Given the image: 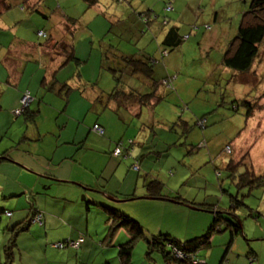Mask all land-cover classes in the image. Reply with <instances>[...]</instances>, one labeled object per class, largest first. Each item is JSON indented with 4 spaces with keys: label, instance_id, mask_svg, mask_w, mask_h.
Segmentation results:
<instances>
[{
    "label": "rangeland",
    "instance_id": "obj_1",
    "mask_svg": "<svg viewBox=\"0 0 264 264\" xmlns=\"http://www.w3.org/2000/svg\"><path fill=\"white\" fill-rule=\"evenodd\" d=\"M99 1L97 8L101 9L100 13H105L109 19L111 30L104 37L102 36L103 31L98 34L94 28L92 32L81 29L77 32L74 40L76 57L86 60L80 67L81 82L84 84V81H95L102 91L110 92L113 81L106 67L110 68L112 65L105 63L102 68L101 55L96 49H100V42H103L105 47L109 44L117 45L122 52L128 53L132 51V45L136 42L138 47L145 44L146 52L158 60L159 64L155 69L156 79L161 80L168 75L173 82V91L168 92L167 90L165 100L156 106L150 108L144 106L137 118H131L124 110L118 112L119 114L113 112L111 108L103 110L98 103L95 104L94 113L89 111L85 114L86 110L79 112L75 108L74 110L67 109L64 113L66 118L75 119L73 117L75 114L81 120L76 121L80 124L70 120V123L64 126L62 135L72 132L73 128L76 129L78 125L88 126L87 120L92 119L99 121V124L103 126L104 135L99 136L93 131H88L89 137L85 144L109 153L116 146L123 150L130 146L129 142H132L134 150L133 153L131 152L132 155L120 156L116 159L121 164L117 172H121V176L124 177L128 171L130 188L135 194L142 193V195H137L141 196L139 199L125 202L121 200L120 208L125 210V207H129L132 212L128 211L129 213L139 214L145 222L153 220L155 226L160 223L165 224L167 226L165 229L170 228V232L181 240L205 233L216 210L212 208L194 210L181 201L143 199L145 183L148 180L160 181L163 184L162 193L164 194L178 191L181 198L186 201L196 204L206 202L226 209L233 205L229 202L230 197L222 190H227V193L232 196L239 193L238 200L245 207L239 206L235 213L241 218L242 233L235 236L229 244L228 230H215L211 238V247L201 252L207 264H218L222 258L225 259L224 264H256L251 263L247 256L250 246L257 250L258 262L263 264L264 183L254 181V186L252 184L240 188H237V183L240 177L245 176L246 171L258 177L264 175V99L261 98L264 91V42L253 63L252 70L248 73H233L222 66V56L227 42L235 34L240 16L250 0H171L174 12L170 13L168 25L177 23L184 39L186 35L189 37L178 49L169 52L168 58L163 61L159 60L158 46H161L166 29L160 23L164 15L162 9L164 0ZM84 8L79 9L78 15L83 18L82 21L86 22L90 16L88 15L89 10L86 12ZM94 9L91 8V10ZM147 10L154 13L152 14L154 21L141 35L136 34V28L141 27V22L144 21L138 14ZM134 12L136 14H133ZM7 13L6 15H10L11 18L6 20L8 25L16 26L12 30L16 33L15 37L21 39L31 37L32 42L35 43L43 40L36 37V30L46 28L45 20L37 21L36 25H32L30 15L18 7L10 8ZM34 18L37 19V17ZM124 25L129 26L127 32L122 31ZM207 25L210 27L209 30ZM130 30L132 32L129 34ZM7 31L9 34L1 36L3 42H7L11 35L8 29ZM120 34L122 37H119ZM100 37L104 40H99ZM6 44L8 45L9 41L4 43ZM8 47L7 49L0 48V69L8 72L9 75L2 73L0 77L2 97V100L0 98V120L6 126L5 137L12 136L18 139L24 133L28 135L32 132V124L24 122L23 114L14 115L13 110L6 107L14 99V94L20 99L22 92L27 90L32 92V98L39 92L38 97H34L35 100L29 104L28 109L40 111L38 119H43L42 125L50 132L51 138L58 140L61 131L54 125L53 119H56L57 115L63 119L60 114V108H62L60 101L48 91L44 94L38 91L43 71L36 63L29 61L26 64L24 77L22 76L20 81L18 79L14 81L20 65L24 63L29 54L21 55L18 49L15 50V45L10 44ZM73 67V63L70 62L59 69L56 78L67 81L75 72V69H71ZM118 67L113 68L118 69ZM127 70L129 71L126 67L125 73ZM134 78L129 80L128 86L136 88L139 93H147L149 89L145 83L136 78L134 80ZM76 81L74 77V81L71 82L74 90L69 94L70 103L73 106L77 104L76 95L80 97V100L86 99L91 102L92 91L86 89L87 86L83 84L79 85L81 89H86L85 95L82 96L80 90L76 88L78 84ZM15 83L18 85H14ZM52 100L53 102L58 100L59 103H52ZM249 108L251 111L246 115ZM42 125L39 126L43 130ZM187 125L191 127L188 130H186ZM82 136L72 138L80 140ZM7 143V140L0 141V151L6 148ZM107 144H111L110 149H107ZM135 155L137 156L138 173L132 168ZM233 157L238 163L235 165L234 179L230 177L231 171L226 170V165L234 159ZM99 164L103 165L104 161H100ZM246 165L249 167L247 170ZM131 176L134 179L129 181ZM261 180L264 181V179ZM86 190L88 189L83 188V193ZM28 199L29 195L23 196L25 201L23 206L27 209ZM0 202L3 203L4 208H12L9 201L1 198V194ZM80 202L81 200L77 204H67L69 208L79 207ZM19 203L21 208V202ZM83 204H86L85 200ZM89 207L96 208V205L91 204ZM140 225L144 235L148 236L165 230L164 228L153 229L150 225H144L142 221ZM120 237L124 239L123 242L128 240L126 232L122 229L118 230L112 245L96 247V255L101 254L107 258L109 256L111 264H119L116 258L118 245L114 246V242ZM50 242L54 241L49 240L48 243ZM146 248V241L143 236H140L134 242L132 264H165L157 253L151 254L153 261L149 259L146 256ZM68 250V247L52 250V247L48 246L47 255L50 259L55 254L62 255L63 251ZM2 258L4 261V255ZM92 260L93 258H90V262Z\"/></svg>",
    "mask_w": 264,
    "mask_h": 264
},
{
    "label": "trees",
    "instance_id": "obj_2",
    "mask_svg": "<svg viewBox=\"0 0 264 264\" xmlns=\"http://www.w3.org/2000/svg\"><path fill=\"white\" fill-rule=\"evenodd\" d=\"M51 1L53 0H0V18L5 17L6 19H11L10 15H6L8 14V10L10 8L13 9L14 7H18L21 8L23 12L28 13L30 17L34 16L37 17V19L40 17L42 19L39 18V20H42V22L45 20L47 22L46 28H39L36 30V37L38 39H43L39 43L34 42L35 49L39 47L42 50L40 59L39 56H37L36 58L37 63H39L40 66L45 67L47 65L49 67L53 66L52 68H54V71L56 73V71L72 62L75 68L73 79L75 76L77 78L76 82L78 83L76 85V88L77 90H80L82 96L85 95L86 89L92 91L93 95L90 102L91 104L98 103L101 109L111 108V110L117 114H119L118 112L124 110L131 118H137L142 113L144 106L148 108L156 106V104L165 100L167 90L168 92L173 91V82L168 75H166V77H163L161 80L156 79L157 71L155 69L159 64L158 60L154 59L153 56L150 55V53L146 52L145 44L141 47H138L136 42L134 45L129 42V44H131L133 48L132 51L128 53L122 52L121 48H119L117 45L109 44L105 47L103 46V42H100V49L95 48L101 55V67L104 68L103 66L105 63L112 65V67L110 68L105 66L110 72L113 81V86L110 92L105 93L104 91H102L95 81H84L83 84L80 80L82 77L80 74V67L86 62V60H82L79 57H76L74 44L75 36L80 29L82 31L92 32V28H95V25L91 24L90 20L92 19L98 22L102 21L103 24L101 30L103 31V37L108 32H110L111 24L110 22H108L109 19H107L105 13L93 15L90 20L88 18L85 22L82 21L83 18L78 14L76 16H72L67 14L63 10H59L60 12L57 11L56 2L54 5H51ZM99 2V0H77L78 5H80L79 7H85L84 9L86 12L89 10V8L98 5ZM162 9L164 10V15L162 16V20L160 23L166 29L163 34L160 49H158L160 56L159 60H161L164 54L178 49L182 45L183 41H185V39L189 37L188 35H186L184 39V36L180 34V29L178 27L179 25L177 23H171L170 25H168V20H170L171 15L170 13L174 12L171 0H164ZM77 10L79 11V8H77ZM85 11L84 13H86ZM133 14H136V12H134ZM152 14L154 13H151L150 10L138 14L140 19H144V21L141 22V27L136 28V34L141 35L144 30H147L146 27L149 26L152 21H154V19L152 18ZM50 19L52 20V22L50 23L51 25L48 23ZM55 21H58V23ZM128 27V25H124L122 31L127 32ZM206 27L209 30V25H207ZM14 28L15 27H13V29H8L11 35L8 38L7 42L9 41L8 45L11 44V46L15 45L17 47V43H15V40H19V38L15 37V32H12ZM131 32L132 30L129 31V34ZM7 33V29H0V48L7 49L10 47H8L7 44L4 45V43L7 42H3V40H1V36H4ZM103 37H100L99 40H104ZM119 37H122V35L120 34ZM263 42L264 0H250L247 8L240 16L235 34L227 42L225 51L222 56V66L228 68V70H231L233 73H248L253 68V63L258 57V53L260 52ZM34 52L37 54V51ZM28 54H30L31 58L33 57L31 52ZM117 65L120 66L118 67ZM113 67H118V69ZM126 67L127 69H129V71L127 70L128 72L126 71L125 73ZM134 77L145 83V85L149 89L147 93H139L136 88L130 87V85L128 86L129 80H133ZM135 78L134 80H136ZM40 84L43 89H47L48 91L54 90V86L58 84L60 88L57 90V93H60V95L64 98L65 103L67 102V97L70 92L74 90L71 85V80L58 82L54 75L50 77V80H46V78L42 79ZM82 84L83 86H87V88L81 89L79 85ZM261 98L264 99V91L262 92ZM28 107L29 105L23 110L22 113H20L25 116L26 122L33 121L37 114V112L35 111H30ZM20 108L21 103L20 107L15 110H19ZM232 109L234 110V108ZM15 110L13 111V113L15 112ZM250 111L251 108L246 111V115H248ZM190 128V126H186V130ZM97 129H102V132L99 133ZM89 131H93L99 136L104 135V129L98 123H95ZM129 145V147L123 148V150H121L120 147L116 146L111 151V155L115 158H119L120 156L129 157L130 155H132L131 152L133 153L134 151L132 148V142H129ZM115 151H118V154H116ZM8 153L9 150L7 149L1 154L0 162L7 161L9 159ZM235 159L236 158L230 160L226 165V170L231 171L230 177L233 179L235 178L233 176L236 167L235 165L238 164L236 162L237 160ZM133 160V169L134 171H138V167L137 169H135L137 163L136 155L134 156ZM247 168L249 169V167L246 165V170ZM217 169L218 168H216V170ZM251 173L254 174V172ZM244 174L245 176H242V178L240 177V180H238L237 188H240L242 186H249L252 184L254 186V181L264 183V181L261 180L264 179V175H259L258 177L249 174L248 171H246ZM145 185V197H149L151 199L163 198L165 200H171L173 202L181 201L189 205L192 209L198 211H201L203 208L205 210L212 208L216 211L214 212L213 219L211 220L210 225L205 233L199 236L192 235V238L181 240L175 237L174 234L170 231H164L151 236L144 235L142 226L140 225L141 223L135 217L130 216L129 214L119 210L118 208L103 206L102 204H94L96 205V207H103L105 212H107V218L105 220L107 227L102 239V246H111L115 234L118 230L122 229L128 235V240L118 245V253L116 258L119 264H132V249L134 247V242L140 236H143L144 240L146 241V256L149 259H152V253H157L161 256L165 264H207L206 258L205 256H203L201 251H206L211 247V238L215 230H228L230 235L229 244L233 241L235 236H237L239 233L241 234L243 231L240 223L241 218L235 213L236 209L239 206L242 205L245 207V205L238 200L239 193H236L232 196L227 193V190H222L223 193L230 197L229 202L233 205L232 207L226 209L220 208L216 204H208L206 202L196 204L195 202L186 201L185 199L181 198L178 191L171 194H164L162 193L163 184L157 179L148 180ZM127 199L130 198L127 197ZM28 201L29 207L27 209L28 213L26 218L22 222L14 224L10 230L7 244L2 250L4 255V261L2 264L13 263L12 251L17 247L16 243L19 235L25 232L31 225H41L43 223V212L34 206V202L30 200V198L28 199ZM89 204L93 203L89 202ZM12 213L13 210L1 208L0 224L3 217L10 218L12 216ZM36 217H39V219L36 220ZM81 241V238L74 241L79 243L77 248H73L68 245L69 242H73L70 240L62 241L58 244L62 245V247L60 248L68 247L77 250L81 245ZM55 245L53 247L58 249V247H55ZM181 255L182 257H180ZM247 256H249V260H251V263L261 264L258 262L259 254L256 249H253L249 246ZM224 261L225 259L222 258L218 264H224Z\"/></svg>",
    "mask_w": 264,
    "mask_h": 264
},
{
    "label": "crops",
    "instance_id": "obj_3",
    "mask_svg": "<svg viewBox=\"0 0 264 264\" xmlns=\"http://www.w3.org/2000/svg\"><path fill=\"white\" fill-rule=\"evenodd\" d=\"M55 2L57 11L63 10L72 16L78 14L77 8L81 9L77 0H53L50 4L54 5ZM92 8L95 9H89V20L93 15H99L102 11L97 8V5ZM2 18H0V29H13V27H16L8 25L6 20L9 18ZM37 21L40 20L33 16L30 17L32 25H36ZM90 21L91 24L95 25L94 30L100 34L102 31V21L98 22L93 19ZM51 22L52 20L50 19L48 23L50 24ZM55 22L58 23V21ZM28 39L19 38V40H15V43H17L15 50L18 49L21 55L31 52L33 57L31 58L29 54L27 59L24 60V63L20 65L18 73L14 76V81L16 79L20 81L22 76L24 77L27 67L26 64H28L29 61L39 65L36 58L39 56L40 59L42 50L39 47L35 49V43L32 42L31 37H28ZM158 47V49H160V46ZM34 51H37L38 55ZM167 55L168 53L164 54L160 61L167 59ZM52 67L53 66L49 67L48 65L46 67L40 66L43 71L42 79L46 78V80H50L52 75L56 78L57 71L55 73ZM71 69L74 70L75 68L73 67ZM2 73L9 76L8 72L0 69V77ZM68 80H71V82L74 81L73 75ZM57 81L63 82V80L61 81L59 79H57ZM14 85L17 86L18 83ZM38 86H40L38 91H41L43 94L48 91L43 89L41 84H38ZM59 88L60 86L57 84L54 86V90L48 91L55 96V99L57 98L60 101V105L62 106V108H59L63 119H60L58 115L55 117L56 119H53L54 125L61 131L58 140L51 138L50 132L45 130V127L42 125L43 119H38L39 110H34L37 114L33 121L26 122L24 119V122L32 124V132L28 133L29 136L24 133L22 137L18 139L12 136L9 138L5 137L6 126L1 123L0 120V141L7 140L8 142L6 144L7 146H5L6 148L0 151V157L5 150H9V159L0 162V194L4 201L7 200L11 203L12 208L5 209H14L12 216L10 218L3 217L0 224V264L3 262L2 250L7 244L12 226L22 222L27 216V208L23 206V204H25L23 196L25 195H29L30 200L34 202V206L43 212V223L41 225H31L25 232L19 235L16 243L17 247L12 251V264H111L109 256L107 258L101 254L96 255L95 252L96 247L102 245L101 235L104 236L107 227L105 222L107 212L103 211L100 206L90 208L89 205L91 204H89V202H92V205L102 204L103 206L118 208L130 216L135 217L140 223L142 221L144 225H150L153 229L161 230L167 227L163 223L155 226L156 224H154L153 220L145 222L139 214L135 212L131 214L132 212L129 207H125V210H123L120 208L119 202L109 200L116 199L127 201V197L131 200L139 199L141 196L137 195H142V193L135 194L132 188H130L128 184L130 174L128 171L124 177L121 176V172H117L121 164L117 162V158L111 155V152L107 153L103 149L85 144L89 137L88 131L95 123L99 124V121L89 119L87 120L88 126L78 125L76 129L73 128L72 132L66 133L64 136L62 135L64 126H67L70 120H73L74 123L77 124H80V122L76 121L81 120V118L75 114L73 116L75 119L66 118L64 113L67 109L74 110L75 108L79 110V112L86 110V114L89 111L94 113L96 107L95 104H91L86 99L80 100L78 95H76L77 104L75 106L70 103L69 95L65 103L64 98L60 93H57ZM25 93H28L31 97L33 96L32 92L27 90L26 92H22L21 96ZM38 93L39 92L34 96L35 98L38 97ZM34 97L32 98V102L35 100ZM0 98L2 100L1 93ZM13 98L12 102L8 103L6 107L14 111L19 108L20 99L15 94ZM58 100L55 102L52 100V103H59ZM84 116L86 117V115ZM61 123L62 126H60ZM39 125L44 127L43 130ZM52 133H54V131H52ZM46 135H48V137H46ZM80 135H83V138L80 140L72 138L79 137ZM110 148L111 144L107 146V149ZM100 161H104V164L101 166L99 164ZM135 172L138 173L139 171ZM132 179H134L133 176L130 177L129 181ZM83 188L84 190H88L83 193ZM80 200L79 207L75 206L69 208L67 203L77 204ZM84 200L86 202L85 205L83 204ZM160 200L168 201L165 199ZM19 202H21V208ZM39 203H41V205H39ZM2 204L3 203L0 202V209L4 208ZM92 213L94 215H92ZM169 229L170 228H166L164 231H170ZM99 236L100 238L98 239ZM79 238H81L82 241L77 250L69 248L68 251H63L62 255L55 254L54 257L49 259L47 255L48 246H51L53 250L56 249L53 247L55 244L66 240L74 242ZM49 240H53L54 242L48 243ZM123 241L124 239L122 240V237H120L115 241L114 246L123 243ZM90 258H93L91 262Z\"/></svg>",
    "mask_w": 264,
    "mask_h": 264
},
{
    "label": "built area",
    "instance_id": "obj_4",
    "mask_svg": "<svg viewBox=\"0 0 264 264\" xmlns=\"http://www.w3.org/2000/svg\"><path fill=\"white\" fill-rule=\"evenodd\" d=\"M32 101V98L30 97V95L28 93H25L22 95L21 99H20V103H21V108L19 110H15L14 114L15 115H19L20 113L23 112V110L29 105V103ZM99 133L102 132V129H97ZM116 154H118V151H115ZM135 169H137V167H135ZM39 217H36V220H38ZM78 242H69L68 245L73 247V248H77L78 247ZM55 247H62V245L57 244L55 245ZM182 257V255L180 256Z\"/></svg>",
    "mask_w": 264,
    "mask_h": 264
},
{
    "label": "water",
    "instance_id": "obj_5",
    "mask_svg": "<svg viewBox=\"0 0 264 264\" xmlns=\"http://www.w3.org/2000/svg\"><path fill=\"white\" fill-rule=\"evenodd\" d=\"M143 198H146V199H151V198H149V197H143ZM159 200L160 199H163V198H158ZM110 201H115V202H120L121 200H116V199H109ZM128 200H131V199H128ZM127 200V201H128ZM125 201V200H124ZM168 201H171V200H168ZM122 202H123V200H122ZM241 227V226H240Z\"/></svg>",
    "mask_w": 264,
    "mask_h": 264
}]
</instances>
